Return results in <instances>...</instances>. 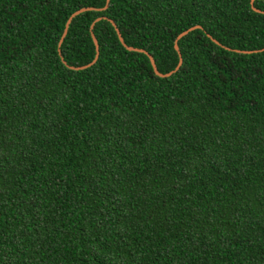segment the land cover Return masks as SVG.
<instances>
[{
  "label": "trees",
  "instance_id": "16d2710c",
  "mask_svg": "<svg viewBox=\"0 0 264 264\" xmlns=\"http://www.w3.org/2000/svg\"><path fill=\"white\" fill-rule=\"evenodd\" d=\"M104 2L0 0V264H264V0Z\"/></svg>",
  "mask_w": 264,
  "mask_h": 264
},
{
  "label": "water",
  "instance_id": "95a60500",
  "mask_svg": "<svg viewBox=\"0 0 264 264\" xmlns=\"http://www.w3.org/2000/svg\"><path fill=\"white\" fill-rule=\"evenodd\" d=\"M108 2H109V0H105L104 5L100 8V10H104V9H106V7L108 6ZM91 9H93V8H92V7H80V8L75 9L74 11H72V12L68 15V17H67L66 20H65V23H64V26H63V29H62L61 35H60V37H59V39H58V42H57V51H58V53H59V45H60V43H61V41H62V39H63V37H64V35H65V33H66V30H67L68 24H69V22L71 21L72 17H74L75 15L79 14L80 12H83V11H86V10H91ZM252 9H253L254 11H257V12H262V11L256 9V8H252ZM100 18H101V17H96V18L94 19V21L99 20ZM94 21H93V22H94ZM93 22L90 24V27H89L90 29H91V27H92ZM110 22H111V24H112L113 27H114L115 33H116L117 38H118L119 42L121 43V45H123V46H124L127 50H129V51H137V52H142V53H144V54L147 56V58H148V60H149V62H150V65H151V68H152L153 72L155 73V75H157V76H159V77H166V76H169L171 73H173L174 71H176V70L179 68L180 63H181V57H180L179 50H178V46H177V40H178L179 38H181L182 36H184L187 32H189V31H191V30H193V29H195V28H199V25H193V26L187 27L186 29L180 31V32L175 36V38H174V40H173V48H174V50L176 51L177 56H178L177 62H176L175 66H174V68H173L172 70L167 71V72H165V73H160V72L157 71V69H156V67H155L154 60H153L152 56H151L147 51H145V50H143V49H141V48H135V47H131V46H127V45H125L124 42H123V40H122V37L120 36L119 30L115 27L114 23H113L111 20H110ZM206 35H207L208 37H210L208 34H206ZM210 38H211V37H210ZM91 39H92V42H93V45H94V56H93V58H92L89 62H87V63H85V64H83V65H78V66H70V65H67L70 69H74V70L84 69V68L90 66L91 64H93V63L95 62V60H96V58H97V54H98V44H97V41H96V39H95V37L93 36L92 33H91ZM211 40L214 41L215 43H218V42L215 41L213 38H211ZM263 49H264V47L258 49V51L263 50ZM242 52H250V51H242ZM62 62H63V61H62Z\"/></svg>",
  "mask_w": 264,
  "mask_h": 264
}]
</instances>
